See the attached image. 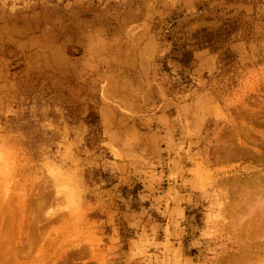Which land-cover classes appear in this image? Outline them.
I'll list each match as a JSON object with an SVG mask.
<instances>
[{
    "label": "rangeland",
    "instance_id": "obj_1",
    "mask_svg": "<svg viewBox=\"0 0 264 264\" xmlns=\"http://www.w3.org/2000/svg\"><path fill=\"white\" fill-rule=\"evenodd\" d=\"M0 264H264V0H0Z\"/></svg>",
    "mask_w": 264,
    "mask_h": 264
},
{
    "label": "trees",
    "instance_id": "obj_2",
    "mask_svg": "<svg viewBox=\"0 0 264 264\" xmlns=\"http://www.w3.org/2000/svg\"><path fill=\"white\" fill-rule=\"evenodd\" d=\"M178 63L184 67L187 68L189 64L193 61L192 52L191 51H184L181 53V57L177 60ZM89 124H94V122L98 120V117L94 113L89 114Z\"/></svg>",
    "mask_w": 264,
    "mask_h": 264
}]
</instances>
